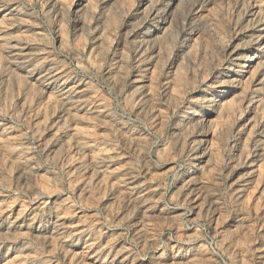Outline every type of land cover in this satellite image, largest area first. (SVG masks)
<instances>
[{"label": "rangeland", "instance_id": "obj_1", "mask_svg": "<svg viewBox=\"0 0 264 264\" xmlns=\"http://www.w3.org/2000/svg\"><path fill=\"white\" fill-rule=\"evenodd\" d=\"M0 264H264V0H0Z\"/></svg>", "mask_w": 264, "mask_h": 264}]
</instances>
